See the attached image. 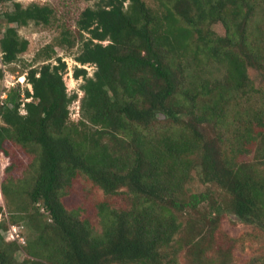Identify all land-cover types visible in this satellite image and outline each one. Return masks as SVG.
<instances>
[{
  "label": "trees",
  "instance_id": "obj_1",
  "mask_svg": "<svg viewBox=\"0 0 264 264\" xmlns=\"http://www.w3.org/2000/svg\"><path fill=\"white\" fill-rule=\"evenodd\" d=\"M55 12L20 1L2 12L5 66L29 48L19 26L50 25ZM215 22L225 35L207 28ZM72 33L58 45L80 38L76 61L96 66L92 76L75 67L84 77L77 121L78 93L68 92V66L53 44L21 73L31 89L19 82L6 97L0 89V152L10 160L2 194L10 222L36 230L20 260L23 246L0 220V264H179L183 251L191 264H210L201 241L225 211L264 230V81L249 71L264 73V0H161L156 8L98 0ZM20 153L30 157V177L14 176ZM195 173L224 201L191 191ZM79 183L99 194L91 208L68 203ZM205 203V220L184 222Z\"/></svg>",
  "mask_w": 264,
  "mask_h": 264
},
{
  "label": "rangeland",
  "instance_id": "obj_2",
  "mask_svg": "<svg viewBox=\"0 0 264 264\" xmlns=\"http://www.w3.org/2000/svg\"><path fill=\"white\" fill-rule=\"evenodd\" d=\"M15 1H20L24 5H28L32 2L49 4L56 12L54 20L50 25H38L31 22L28 25L19 26V33L23 37L28 38L30 43L28 50L20 55V58L16 63L5 66L1 60L0 50V68L5 70L4 77L0 79L2 95L7 93L10 88L16 86L19 82L21 83L22 88L29 87L31 89L32 86L27 83L25 75H22L21 73L24 70H27V67L30 64L34 63L35 56L40 49L48 44H53L55 45L57 56H61L68 66L67 71L64 74L68 92L70 94L74 92L78 93V99L70 106L71 119L77 121L81 117L80 105L81 98L84 95V92L81 89V84L84 82V77L81 76L80 78H75V67L83 66L87 68L88 76H92L96 66L91 64L81 65L76 61V56L80 53L82 47V41L80 38H76L74 46H69L66 43L65 46H61L58 45V42L62 40L66 31L73 32L70 35L72 38L75 37L76 21L81 12L87 6H94L98 0H5L0 3V23L3 22L2 12L13 9ZM145 1L152 7H161V0ZM2 25L5 27V24ZM206 26L207 28L215 30L220 35H225L227 33L226 28L220 22H215L212 25L207 23ZM213 69L215 73H221L218 68L214 67ZM249 71L257 85H260L264 81V73L261 70L251 67ZM20 157L22 158V163L18 169L14 171V176L17 178L30 177L32 174V171L28 167L30 157L23 153H20ZM9 163V158L0 152V202L4 205V211L0 215V220H6L9 227L13 225L20 226V234L24 238V242L18 241L23 247L18 251L17 256L22 260L27 256L24 246H26L29 239L36 235V230L26 221H19L16 224L10 222L12 214L6 205V200L2 194L1 188L2 179L7 175L6 167ZM82 186L83 183L77 184L75 194L71 195L68 203H80L84 201L87 206L91 208L92 202L98 199L99 194L92 191H88L87 193L82 189ZM188 186L191 191L211 190L217 199L222 202L226 198L218 185L203 184L199 180L197 173L194 174ZM84 196L88 197L85 198ZM83 197L85 199H83ZM206 210L209 211L208 203L203 204L199 212L189 213L187 217L183 218V220L185 222V220L191 218L198 222H202V220H205L202 214ZM185 233L184 235L187 234ZM7 236L8 238H11V234ZM201 243L205 250L204 258L209 260L210 264H248L250 259L264 256V230L254 224L243 222L230 211H225L222 214L214 231L208 232ZM192 260V254H187L185 251L179 254V264H191Z\"/></svg>",
  "mask_w": 264,
  "mask_h": 264
},
{
  "label": "built area",
  "instance_id": "obj_3",
  "mask_svg": "<svg viewBox=\"0 0 264 264\" xmlns=\"http://www.w3.org/2000/svg\"><path fill=\"white\" fill-rule=\"evenodd\" d=\"M6 93H4L3 95H1L2 97H6ZM11 238L9 239H12V240H17V241H21V242H24V238L22 237V235L20 234V226H16V225H13L11 227Z\"/></svg>",
  "mask_w": 264,
  "mask_h": 264
}]
</instances>
